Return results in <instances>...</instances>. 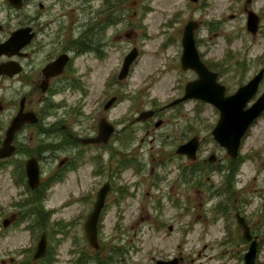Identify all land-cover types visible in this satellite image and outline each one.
<instances>
[{"label": "flooded vegetation", "instance_id": "1", "mask_svg": "<svg viewBox=\"0 0 264 264\" xmlns=\"http://www.w3.org/2000/svg\"><path fill=\"white\" fill-rule=\"evenodd\" d=\"M258 1L244 0L242 3L241 0L238 8L237 5L232 4L230 9L233 11L237 8L236 11L239 14L233 12L228 17L230 21L237 24L242 21L239 34L245 40L249 37L252 41L258 39L255 44L259 49V61L257 71L252 77L259 73H262V77L255 94L246 103L245 109L252 106L264 94V7H255ZM14 2L16 5L19 3L20 7L16 8V5H12L9 0H0V45L6 42L13 32L23 30V34L19 37L20 47L1 49L0 53V111L5 113L4 121L1 123L3 133L0 146L10 122L18 113L31 112L36 121L22 125L21 129L14 134L12 142L15 148L14 154L0 160V169L6 168L9 172L7 187L11 185L16 190L20 189L21 194L24 195L20 202L23 203V212L19 221H17L19 215L17 213H12L9 217L0 214V238L4 236L0 240L4 242L0 264H209L210 262H213L212 264H264L262 254L264 247V110L246 128L234 156L229 153L227 147L220 146L214 140L211 132L209 137L199 136V116L189 125L186 124L185 128L181 120H174L175 132L170 135L167 133V140L163 145L169 147L172 157L179 160L181 180H183L184 172L189 171L192 173L191 180L189 182L183 180L184 183H189L197 190H201L198 188L203 187L204 182L199 179L200 170L209 166L213 174L218 171L224 173L223 183L217 185L212 183L208 184L211 185L210 188L207 187L211 193L218 188L222 191L223 204L213 207L215 214L223 221L222 237L219 243L223 248L222 256L216 254L207 256L203 253L207 245H203L202 249L196 253L197 258L200 259L196 262L193 253L192 257H187L179 251L182 248L180 242L174 246L176 250L174 253L165 250L164 247L152 246L154 250L145 252L142 256V250H135L126 241L125 237L128 236L129 229L124 228V223L120 224L117 217L111 216L118 224L111 230L112 233L107 232L104 221L106 223L109 214L106 217L104 209L111 190L116 189L119 199L125 198L122 187L128 188L131 183L122 180L121 171H115V167L122 168L125 173L133 167L136 174H130V176L136 177L140 173L143 180L147 175L152 177L150 188L153 189L154 195H151V192L147 194L162 201L160 198L163 194L162 188L171 181H154L157 176L152 175L153 170L148 173V162L139 161L131 153L148 151L143 147L146 143H152L155 140L153 134L155 130L163 128L164 116L169 112L168 110L175 108L178 110L187 102L209 105L192 98L172 107L167 106L183 97L187 83L199 78L195 71L181 68V37L176 39L179 51L176 50L175 53L179 58L180 74L184 77L185 73L189 78L177 79L172 86L179 94L171 95V101L162 108L145 110L142 107L141 110L137 109L135 114H128L125 117L121 115L122 118L113 120L110 114L119 105V95L117 91H113L114 88L110 89L106 85L110 86L112 82V87L116 83V78L121 82L128 78L132 73V67L144 51L143 48L134 45L131 48H119L117 44V40L122 37L129 40L136 35L135 24L132 26L130 22L135 16L136 1L18 0L17 3L14 0ZM82 7L86 14L84 23H82ZM130 12L132 15L129 14ZM251 17L255 20L254 32L247 28ZM214 25H211V28ZM127 29L130 30L125 32ZM197 30L194 32V42L200 60L209 71L217 74L216 81L223 85L220 83V73L213 68L207 56L199 52ZM124 32V36H120ZM236 32L237 29L234 28L232 33ZM229 41L230 38H228ZM134 49L138 51V59L130 66L126 76L119 79L118 73L116 78L113 77L110 80L107 76L108 79L104 85L106 86L105 96L101 99L103 101L100 108L103 114L97 120L96 127L82 128V105L86 104L87 96V90H85L83 92L85 98L82 99V54L94 60H105L113 52L117 54L122 52V67L126 56ZM229 79L231 78L227 77V81ZM223 86L226 96L236 91L230 93L229 89ZM72 93L79 94L77 102L70 100ZM71 104H75L78 108L79 129L77 132L71 129V123H69ZM149 112L152 114L148 115ZM214 113L217 119L211 129L214 128L219 117V112L215 108ZM101 120H105L112 127L113 132L105 142L90 143L89 140L98 137ZM166 123L173 125L170 121ZM118 125H121L119 130ZM193 139L197 141L194 159L185 154L176 153L179 147ZM95 145L101 150L99 154H96L97 158L94 161V170L96 169L94 179L99 180L97 184L101 183L97 188L96 184L92 191L82 195V204L87 206L89 203L90 206L78 218L53 220L54 210H45L44 206L46 188L55 184V180L63 181L65 173L71 171V167L77 160L81 168L84 162L83 156L88 154L85 148ZM199 159L201 164L196 163ZM30 161L36 164L39 171L38 185L34 188L30 187L26 175V166ZM52 163H56L55 170L50 171L49 177L44 180V174L47 173L44 172L45 168ZM85 163L83 166L92 164L89 161ZM129 164L131 166L127 168ZM103 187H106L107 194L96 220L97 247H94L86 237L84 226L97 195ZM215 193L218 194V191ZM210 196V200H213L214 196ZM152 205V207L149 206L151 210L160 212L162 204ZM161 214L157 219L161 218ZM123 221L127 219L122 218ZM12 227L18 228V234L38 236L37 241L26 246L6 244L5 240L9 237ZM72 227H77L78 231L73 230ZM167 230L171 233L174 228L169 225ZM77 232H81L82 238L76 235ZM165 235L170 237L171 234ZM42 236L46 242L45 251L42 257L35 259L36 248ZM68 238H71L73 244L70 249L68 248L67 257L65 256V259L61 261L63 257L61 251ZM162 239L165 241L163 236ZM133 254L140 255L138 262L132 260ZM206 257L209 258L208 261H204Z\"/></svg>", "mask_w": 264, "mask_h": 264}, {"label": "rangeland", "instance_id": "2", "mask_svg": "<svg viewBox=\"0 0 264 264\" xmlns=\"http://www.w3.org/2000/svg\"><path fill=\"white\" fill-rule=\"evenodd\" d=\"M135 1V16L130 22L132 26L135 24L136 35L129 40H126L125 37L117 40L119 48H131L134 45L144 49L143 55L132 67V73L129 77L122 82L116 78L122 63V52L118 54L113 52L105 60H94L82 54V99L85 98L83 92L87 90L86 104L82 105V128L96 127L97 120L103 114L100 108L106 86L110 89L114 88L113 91H117L119 95V105L110 114L113 120L128 114H135L137 109L141 110L142 107L145 110L162 108L167 105L171 95H178L177 89H173L172 86L177 79L186 80L189 77L185 73L184 77L180 74L179 58L175 53L176 50L179 51V44H176V39L181 37L184 25L191 19L200 22L198 34L195 33L199 42V52L207 56L213 68L220 73V83L225 85L230 93L247 82L257 71L259 49L255 43L258 42V39L252 41V38L249 37L248 40H245L239 34L242 21L237 24L228 19L233 12L239 14L236 9L241 0H198L195 3L189 0ZM243 2L244 0H242ZM232 4L237 5L233 11L230 9ZM255 7H264V0H259ZM129 14L132 15L131 12ZM85 15L82 7V23L86 20ZM213 24L217 28L214 26L211 28ZM234 28L237 29L236 33H232ZM129 30L127 29L125 32ZM125 32L120 36H124ZM228 38H230L229 42ZM107 76L109 80L113 77L116 78V83L112 87V82H110V86H104L108 79ZM227 77L231 79L227 81ZM70 100L77 102L79 94L72 93ZM71 105L69 123H71V129L77 132L79 129L78 108L75 104ZM168 111L164 116L163 128L155 130L153 134L155 140L152 143H146V146L143 147V149L147 148L148 151L131 153L139 161L148 162V173L153 170L154 174L152 175L157 176L154 181H171L162 188L163 194L160 197L162 201L151 196L154 195L153 189L150 188L153 181L152 177L147 175L146 179L143 180L140 173L136 177L130 176V174H136L133 167L127 173L122 168L115 167V171H121L122 180L131 183L128 188L122 187L125 198L119 199L116 189L110 191L104 209L106 217L107 214L109 217L106 223L104 221V226L108 233H112L111 230L118 224L112 217H117L119 223H124V228L129 229L128 236L125 237L126 241L135 250H142V256L145 255V252H152L154 250L152 246L164 247L165 250L174 253L176 251L174 246H177L179 242L182 243V248L179 251L187 257H192L193 253L196 262L200 260L196 253L202 249L203 245H207L203 251L207 256H211V254L222 256L223 248L219 243L222 237L223 221L213 209L215 205L223 204L222 191L218 188L211 193L207 187H211L208 184L223 183L224 173L218 171L213 174L209 166L200 170L199 179L204 184H202L203 187L198 188L201 190H197L196 187L183 181L189 182L191 180L192 173L189 171L184 172L183 180H181L179 160L172 157L169 147L163 145L164 141L167 140V133L170 135L175 132L174 120H181L185 128L187 127L186 124L189 125L194 118L199 116V136L209 137L217 115L212 106L195 104L194 102H187L178 110L175 108ZM2 112L0 111V140L3 133L1 123L5 117V113ZM168 121L173 125L166 123ZM120 127L121 125H118V130ZM85 149L88 154L83 156L82 167L79 168L78 164L75 170L65 173L63 181L57 182L55 180V184L45 190V210H54L53 220L78 218L90 206L89 203L87 206L82 204V195L92 191V188L99 181L94 179L96 170H94V161L97 158L96 154H99L101 149L96 145ZM76 152L78 154V149ZM60 157L62 158V156ZM86 161L92 162V164L83 166ZM182 162L184 163V161ZM196 163L201 164V159ZM55 165L56 163H52L45 168L44 172L47 173L44 174V180L49 177L50 171L55 170ZM130 166L129 164L127 168ZM7 170L6 168L0 169V214L9 217L10 214L17 213L19 214L17 221H19L23 212V203L20 202L24 195L21 194L22 190L20 189L16 190L11 185L7 187V175L9 173ZM100 183L96 185V188ZM154 190L157 191V189ZM217 191L218 194L215 193ZM148 192L152 194L148 195ZM210 195L214 196L213 200H210ZM158 202L162 204L160 212L156 210L154 212L150 207L153 206L152 204L159 205ZM160 213H162L161 218L157 219ZM122 218L127 219V221L122 222ZM169 225L174 228L171 233L167 230ZM72 229L78 231L77 227H72ZM18 233V228H13L5 243L13 246H26L37 241L38 236L33 237L25 233ZM165 234L171 235L169 237ZM14 235L15 237H13ZM76 235L81 237V232H77ZM3 237L1 236L0 240ZM70 239L66 240L62 248L63 257L61 261L68 254V248L72 247L73 243ZM75 243L78 242L75 241ZM3 246L4 242H0V255ZM262 254L264 257V247ZM132 260L138 262L140 255L133 254ZM208 260L209 258L206 257L204 261Z\"/></svg>", "mask_w": 264, "mask_h": 264}, {"label": "water", "instance_id": "3", "mask_svg": "<svg viewBox=\"0 0 264 264\" xmlns=\"http://www.w3.org/2000/svg\"><path fill=\"white\" fill-rule=\"evenodd\" d=\"M9 1L12 5H16L14 0ZM15 1L17 2L18 0ZM191 1L194 2L196 0ZM16 7H19V3L16 5ZM197 27L198 24L195 21H188L185 25L182 34L183 52L180 60L182 69H191L195 71L198 74L199 78L198 80L187 83L185 87L184 97L177 100L176 102L196 98L201 101L207 102L217 108L220 112V118L213 131L215 139L221 146L227 147L229 153L234 156V153L236 152V149L239 145L240 138L245 133V130L248 127L249 123L257 116L260 111L264 109L263 94L256 100L252 107L245 110L246 103L252 98L257 90V86L262 77V73H259L246 85L240 87L234 94L225 97L224 87L216 83V74L208 71V69L204 66L203 63H201L199 59L194 43V30H196ZM247 28L249 31L254 32L255 20L253 17L249 19ZM21 34H23V30L13 32L8 40L0 45V53L2 51L1 49H18V47H20L18 39ZM135 57L136 51L133 50L125 58L123 67L119 74V79H122L126 76L128 66L135 59ZM148 115H151V113H148ZM35 121V116L31 112L18 113L17 116L13 118L6 132V137L2 143V146L0 147V159L9 157L14 152V147L11 145L14 138V133L25 123H34ZM112 132V127L105 120H101L98 127V137L90 141L105 142ZM227 134L229 135L227 136ZM196 149L197 141L196 139H193L186 145L179 147L176 153L185 154L189 158L194 159ZM26 174L30 187H36L38 185V168L36 164L33 163V161L27 163ZM106 193V187H103L99 191L97 199L93 206V210L89 213L84 226L86 237L89 243L94 247H97L95 241L96 220L104 204ZM45 246V238L44 236H42L36 248L35 259L42 257L45 251Z\"/></svg>", "mask_w": 264, "mask_h": 264}]
</instances>
